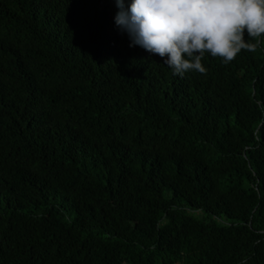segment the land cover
I'll return each mask as SVG.
<instances>
[{"label": "trees", "instance_id": "trees-1", "mask_svg": "<svg viewBox=\"0 0 264 264\" xmlns=\"http://www.w3.org/2000/svg\"><path fill=\"white\" fill-rule=\"evenodd\" d=\"M119 10L0 0V264H264V44L181 78Z\"/></svg>", "mask_w": 264, "mask_h": 264}, {"label": "clouds", "instance_id": "clouds-1", "mask_svg": "<svg viewBox=\"0 0 264 264\" xmlns=\"http://www.w3.org/2000/svg\"><path fill=\"white\" fill-rule=\"evenodd\" d=\"M115 22L174 75L206 74V53L227 64L264 44V0H116ZM248 37V39H246ZM255 41V42H253Z\"/></svg>", "mask_w": 264, "mask_h": 264}, {"label": "rangeland", "instance_id": "rangeland-1", "mask_svg": "<svg viewBox=\"0 0 264 264\" xmlns=\"http://www.w3.org/2000/svg\"><path fill=\"white\" fill-rule=\"evenodd\" d=\"M198 215H200V217L203 215V213H201V214H198Z\"/></svg>", "mask_w": 264, "mask_h": 264}]
</instances>
